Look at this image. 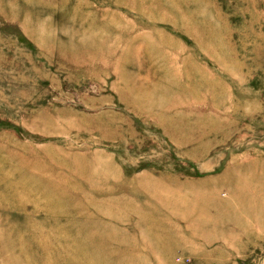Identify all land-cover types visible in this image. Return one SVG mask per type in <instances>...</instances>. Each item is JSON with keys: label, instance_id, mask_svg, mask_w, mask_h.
<instances>
[{"label": "rangeland", "instance_id": "rangeland-1", "mask_svg": "<svg viewBox=\"0 0 264 264\" xmlns=\"http://www.w3.org/2000/svg\"><path fill=\"white\" fill-rule=\"evenodd\" d=\"M52 1L0 0V260L16 227L86 223L93 198L121 213L104 223L123 228L140 264H264V0ZM257 161L254 179L215 182ZM234 183L253 212L231 201ZM165 186L179 201L151 197ZM194 194L190 218L207 210L198 229L182 215ZM207 194L235 216L214 219Z\"/></svg>", "mask_w": 264, "mask_h": 264}, {"label": "bare ground", "instance_id": "bare-ground-1", "mask_svg": "<svg viewBox=\"0 0 264 264\" xmlns=\"http://www.w3.org/2000/svg\"><path fill=\"white\" fill-rule=\"evenodd\" d=\"M24 1L28 3L29 8L45 7L47 9H53L55 7V3L52 0H24ZM164 132L168 134L172 139H174L175 141L179 143L184 141L180 139L179 137L182 134H179V135L175 134L174 131L170 128L165 129ZM260 164L262 163L259 161L248 163L245 166L243 164H238L237 167L228 169L221 176L217 177L215 182L222 180L220 183H218L221 186V184H223L226 179H228L227 183L231 180H235L237 175L242 174V172L246 173L249 177H251V179H254V177L256 176V172L258 170L257 168L261 166ZM80 169H89V168L88 166H84V167H81ZM101 173L103 174V172H100V174ZM108 175H109V172H106V176ZM84 179H86L87 183L90 185L89 187L90 190H93L94 192L97 191V189H95L94 187L95 185H93L94 182L91 181L92 179H90L88 175H86ZM147 180L148 179H146V181ZM143 181H144L143 179H138V185L142 188L146 187ZM189 184L192 185L195 189H198L195 183L192 182ZM218 184L216 186H210L209 184H207L206 186L203 185V188H207V190H204V191L206 192H209L211 190L216 191L215 189H217L216 187L218 186ZM166 186L168 187L167 183H166ZM159 187H162V186H159ZM167 187L165 190L166 191L165 196L164 194H161L160 192H157V191H154V192L149 191L151 197L153 199H156L157 201L161 200L165 203H167V200H170L174 204L175 202L173 199L178 200L177 198L178 195L174 194L173 190H170L171 188L169 189ZM157 189L159 188L157 187ZM240 189L242 190L238 191ZM14 191L17 192L22 197V199L24 200L28 199L27 195L25 197L23 196V192L21 190L19 191L14 190ZM193 192L197 193L195 190H193ZM231 192H232L231 201L236 202L238 205L239 203H241V205H243L241 206L242 210H244L243 208H248L247 211L244 210L246 211V213L249 211L250 212L254 211L253 203H249L246 201L248 198L247 185L245 187L238 188L237 185H235L234 183L231 189ZM84 193L86 194L87 192L85 191ZM66 194H67V191L61 187L59 189V195H66ZM213 194H215V192H213ZM194 195L195 196L193 198L198 203L190 202L187 207L188 214H186L185 212L184 214H182L183 217L185 215V216H188V218H190V216L193 215V212H196V213L198 212L199 208L195 209V205L200 204L199 202L201 199L198 197L197 194H194ZM179 196H180L179 198L185 200L184 195L180 194ZM204 196H206L205 197L206 199H209L208 201L209 205L212 206L216 211V215H214V219L215 218L220 219L222 217H226L228 214V209H229L228 216H232V215L235 216V213L233 212L231 207H228V206L224 207V205L223 206L221 205L222 202L218 200V197L214 195H212L211 197L208 194ZM86 202L87 204H85V207L88 205L90 206L91 204H95L99 208V210H97L96 212L88 214V217L90 218L85 220L86 223H82L81 221L79 224H76L74 220H69L67 222L54 221V217L50 216L49 218L40 219L36 221H33V220H30L28 222L25 221V223L22 225L21 230L17 229L16 227V229H14L15 234L12 231L10 232V233H13L12 238H7L6 240L8 241V243L4 248V257L2 260H0V264H140L141 259L137 257L139 252L137 251V249H135L136 246L134 247L136 243L134 242L132 243L131 241L130 243H128L125 241V239L120 237L123 231V228H121L120 226H115V228L118 229L119 231L114 230V228L111 230V228H109L111 226H107L104 223V219H109V220L114 219L115 221L120 222L119 220L120 218H122L121 213H119L117 209L113 210V215H109L108 212L107 213L103 212L107 210L106 207L108 206V204L103 201L99 202L98 200L96 201L95 199L90 198ZM119 202H121V200H118V202H114V204L116 203L117 205V203ZM22 203H26V201ZM124 205L126 206V208L129 209V206H127V203H124ZM130 205L133 208L132 212L134 213L137 212L139 213L140 216L146 215L145 211L140 210V209L138 210L134 208L132 204ZM34 208H35L36 213H42V211L39 212L38 206L35 205ZM42 210L45 214H49L46 207H43ZM26 211H29V210H26ZM256 212L258 211L255 210V213ZM196 213H195L194 218L193 217L192 219L190 218L191 220L188 219L190 220V222L188 223L189 227L191 228L194 227V229H198V222H200L201 217L198 222L196 221L197 222L196 226H192V224H194V220L198 219L197 216L199 217L200 215H204L205 213H207V210H203L202 214L198 213V215H196ZM255 215H257V217L260 216L259 213L258 214L256 213ZM31 218L33 217L31 216ZM93 219L95 221H93ZM126 219H128V217ZM166 219L170 220V217H166ZM78 225L81 227L80 230L76 228L74 230V226H78ZM69 226H72L73 228ZM146 228L147 227L143 226V229H146ZM146 230H149L151 233L150 235H153V234H156L157 231L160 233H167L169 232L170 229L167 226H162L156 229L155 226L151 224V227L147 228ZM156 247L160 248L161 243H159ZM167 247H166V250L163 251L162 253L164 256H166L167 254H170V251L167 250ZM125 248L129 249L128 251H132L131 262L128 260L122 262L120 260V257L123 254V250Z\"/></svg>", "mask_w": 264, "mask_h": 264}]
</instances>
